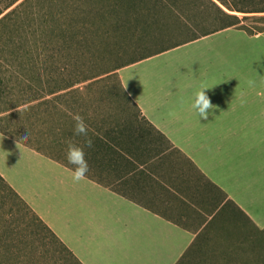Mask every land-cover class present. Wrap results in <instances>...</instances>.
Segmentation results:
<instances>
[{
  "label": "crops",
  "instance_id": "0c3cea01",
  "mask_svg": "<svg viewBox=\"0 0 264 264\" xmlns=\"http://www.w3.org/2000/svg\"><path fill=\"white\" fill-rule=\"evenodd\" d=\"M263 36L229 27L117 69L134 111L71 113L93 140L85 180L66 150L1 130L0 176L80 264H179L214 230L264 229ZM201 85L207 120L192 107ZM74 124L67 143L83 145Z\"/></svg>",
  "mask_w": 264,
  "mask_h": 264
},
{
  "label": "rangeland",
  "instance_id": "374dc122",
  "mask_svg": "<svg viewBox=\"0 0 264 264\" xmlns=\"http://www.w3.org/2000/svg\"><path fill=\"white\" fill-rule=\"evenodd\" d=\"M215 1L227 13L239 18L240 23L231 28L249 35L264 32V0H227L230 8L237 10H230ZM63 6L65 8L58 0H30L0 23V118H5L0 121V126H8L17 136H27L35 145L46 149L59 148L53 141L56 136L42 132L47 127L37 119L38 110H28L27 106H37L50 100L46 109H54L56 125H65L68 117L64 111L81 105V98L85 96L70 94L72 90L69 89L54 95L50 93L96 76L80 86L85 87L97 80L94 87L107 90L103 95L104 104L112 115H116L118 108L134 111V105L131 106L123 94L117 70H112L147 51V45L143 46L138 39L141 32L148 35L145 42L151 40L150 45L160 35L169 36L165 25L157 21L148 24V30L147 23L140 21L134 35L129 23L127 27L125 24L115 26V16L112 15L78 34L72 23L61 21L60 14L69 12V19L74 23L80 18ZM175 40L179 39L170 41L173 43ZM259 40L252 42V46L250 43L247 45L253 48L256 57L264 59V36ZM260 70L264 71V68ZM43 97L46 99L37 105L25 104L33 98ZM37 109L41 111V106ZM50 133L53 134L54 130ZM0 264H80L1 179ZM180 264H264V229L239 222L235 229L214 230Z\"/></svg>",
  "mask_w": 264,
  "mask_h": 264
},
{
  "label": "trees",
  "instance_id": "16d2710c",
  "mask_svg": "<svg viewBox=\"0 0 264 264\" xmlns=\"http://www.w3.org/2000/svg\"><path fill=\"white\" fill-rule=\"evenodd\" d=\"M17 1L19 0H5L4 2L0 1V23H2L11 13L15 12L19 7L23 6L26 2L30 0H22L16 5L15 8L3 14L5 10L10 8ZM58 1L61 2L62 8H65L63 5L67 6L72 14H75V16H78L80 18L76 21V23H74L69 19L70 16L69 12L64 11L61 12L60 14V17L63 19L61 21L66 24L72 23L73 28L76 27V30H78V34H82V29L89 30L92 29L94 26H96L98 22L102 23L103 21H106L107 16L109 15L115 16V21H114L115 26H118L120 24H125L124 26L127 27L128 26L127 24L129 23L131 25L130 30L131 32H133L134 35L137 33L136 30L138 25L140 24V21H142L143 23H147L145 25L146 30H148L149 28L148 24L154 21H157L160 24L165 25L164 28H167L166 31L167 30L169 31L168 37L166 35L165 36L160 35L157 40L151 43L152 45L151 46L150 45L151 40L149 42L148 41L145 42L146 36L148 35L145 33V31L141 32L138 39H140V41L143 42L142 44L143 46L147 45L146 46L147 51H145L142 55L138 56L132 61L123 64L113 69L112 71H115L120 67L136 62L143 58L149 57L153 54L183 44L185 42L212 34L216 31L225 28L237 26L240 23L238 21L239 18L237 16L227 13L215 0H58ZM218 1L228 9L230 8V4L227 0H218ZM187 10L189 12L185 15L184 13ZM230 10H237V9L230 8ZM238 11H242V10L239 9ZM176 25L178 26L176 27ZM163 34H165L164 31ZM176 38H178L179 40H175V42L173 43L170 41ZM93 78H96V76ZM88 79L89 78L76 81L66 87H61L58 90H54L50 93V95H54L59 91H66L68 89H71L72 92L70 91L69 92L70 94L78 93V95H81L82 97L85 96V98H81V103H80L81 105L78 106L76 100L75 103L77 104L76 105L77 107L75 109L71 108L69 110L64 111V113H66L64 114L65 117H68L67 122H69V125L67 122L65 125H61V126L60 124L58 125L55 124L53 119L54 109L53 110H50L48 108L46 109V106L49 105L50 100H45L42 104H38L42 100L46 99V97L33 98L32 100H29L28 102L25 103L26 105L38 104L37 106H27L26 109L29 110L35 108L36 110H38L39 117L37 119L41 121L45 127L48 128V129L47 128L43 129L42 132L46 135L55 134L54 136L56 137L54 138L53 141L56 146H59V148L55 147L52 149H46V148H42L40 145H35L33 142H31L30 139H25V137L23 138L20 137L19 135L17 136V134H14L11 131V129L8 128V126L6 127L0 126V130L8 135H11L12 137L16 138L22 143L27 144L39 151H43L47 154H50L48 152L61 153V151L66 150V145L68 144L66 139H69V135H70V127H71V122L73 120L71 115L72 111L85 108L84 106L86 104L92 103L93 105L97 106L104 103L103 95L107 93V90L101 87L98 88L94 87L97 80L87 83L85 87L80 86L81 83L86 82ZM124 95L127 101L132 103L128 95L127 94ZM94 98H96V101H94ZM40 106H41V111L37 109ZM4 119L5 118H0V121H4ZM47 124H50L51 126L53 125L52 128H49L50 125ZM51 130H54L53 134L50 133ZM48 139L49 138H47V140ZM50 141L51 140H49L48 142ZM0 179L7 185V187L10 190L13 191V189L3 180L1 176ZM14 193L16 194V192ZM22 202L24 203V205L27 206V208H29L28 205L23 200ZM30 211L32 212L31 209ZM34 216L38 221H40V223H42L41 220L35 214ZM45 228L56 238V236L46 226Z\"/></svg>",
  "mask_w": 264,
  "mask_h": 264
},
{
  "label": "clouds",
  "instance_id": "9594fccd",
  "mask_svg": "<svg viewBox=\"0 0 264 264\" xmlns=\"http://www.w3.org/2000/svg\"><path fill=\"white\" fill-rule=\"evenodd\" d=\"M250 86H254V81H248ZM206 89H210L206 85H201L200 90L195 93L194 103L192 107L196 110L198 116L204 120L208 119L210 111L214 109L210 97L206 93ZM75 122L73 132L77 137L84 139L83 145L76 144L72 141L68 142L66 148V159L70 165L74 166L72 172V179L74 182H81L85 180L91 172V166L86 158L87 154L85 148L93 147V140L89 137V125L86 123L83 116L80 114L73 115ZM27 139V136H25Z\"/></svg>",
  "mask_w": 264,
  "mask_h": 264
}]
</instances>
